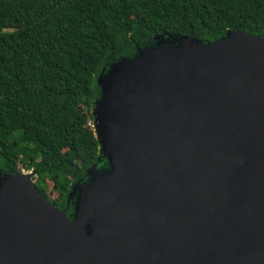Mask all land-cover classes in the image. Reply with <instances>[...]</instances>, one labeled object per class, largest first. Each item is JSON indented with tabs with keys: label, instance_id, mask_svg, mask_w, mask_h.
Wrapping results in <instances>:
<instances>
[{
	"label": "water",
	"instance_id": "water-1",
	"mask_svg": "<svg viewBox=\"0 0 264 264\" xmlns=\"http://www.w3.org/2000/svg\"><path fill=\"white\" fill-rule=\"evenodd\" d=\"M98 82L108 171L73 190V218L0 172V264H264V38L183 37Z\"/></svg>",
	"mask_w": 264,
	"mask_h": 264
},
{
	"label": "trees",
	"instance_id": "trees-1",
	"mask_svg": "<svg viewBox=\"0 0 264 264\" xmlns=\"http://www.w3.org/2000/svg\"><path fill=\"white\" fill-rule=\"evenodd\" d=\"M231 30L264 38V0H0V172L30 170L71 214L72 184L108 164L92 125L99 75Z\"/></svg>",
	"mask_w": 264,
	"mask_h": 264
},
{
	"label": "flooded vegetation",
	"instance_id": "flooded-vegetation-1",
	"mask_svg": "<svg viewBox=\"0 0 264 264\" xmlns=\"http://www.w3.org/2000/svg\"><path fill=\"white\" fill-rule=\"evenodd\" d=\"M99 155L100 156H103L104 158H106L103 154H101L100 153V150H99ZM106 160H107V158H106ZM107 166H103V167H99L98 168V166H97V164H93V165H95V172H91V171H88L89 169H87V179H86V181L84 182V183H81V182H75L74 184H72V186H71V191L69 192V194H68V198H67V206H69L70 204H68L69 203V201H70V199L72 198V197H74V202H72L71 203V205H72V208H73V211H72V213L71 214H66V210L63 208V207H61V204H53L52 203V201L51 200H49V198H46L47 196L46 195H44L43 193H41L42 195H43V197H44V199L47 201V202H49L53 207H56L57 209H58V211H60L61 213H63L65 216H67L68 218H73V213H74V206H75V202H76V199L77 198H79L80 197V193L78 192V193H73V190L75 189V188H77L78 186H83V185H86L90 180H91V178H93V179H96L97 178V175L99 174V173H101V170H102V168H104L106 171H108V169H109V162H108V160H107ZM80 184H82V185H80ZM88 218L89 217H85V223H86V225H87V227H91V223H92V221L91 220H88ZM88 220V221H87ZM27 229V231H26V234H27V236H29L31 239H32V241H33V243L35 244V246H36V248L37 249H43V247H44V244L46 243L45 242V237H44V234H43V232L42 231H39V229H30V228H26ZM86 231V233L84 232V234H87V233H89V229H86L85 230ZM86 236V235H85Z\"/></svg>",
	"mask_w": 264,
	"mask_h": 264
},
{
	"label": "rangeland",
	"instance_id": "rangeland-1",
	"mask_svg": "<svg viewBox=\"0 0 264 264\" xmlns=\"http://www.w3.org/2000/svg\"><path fill=\"white\" fill-rule=\"evenodd\" d=\"M93 124H94V123H92V125H93ZM23 170H24V169H23ZM24 173H27V175H29L31 179L33 178L30 170H29V171H24ZM32 180H33V182L36 184V181H35L34 179H32ZM48 184H50V185L47 187L46 193H47L48 195H50V196H51V195H54L55 193L52 191L51 183L49 182Z\"/></svg>",
	"mask_w": 264,
	"mask_h": 264
},
{
	"label": "built area",
	"instance_id": "built-area-1",
	"mask_svg": "<svg viewBox=\"0 0 264 264\" xmlns=\"http://www.w3.org/2000/svg\"><path fill=\"white\" fill-rule=\"evenodd\" d=\"M25 170H22V172H24Z\"/></svg>",
	"mask_w": 264,
	"mask_h": 264
}]
</instances>
